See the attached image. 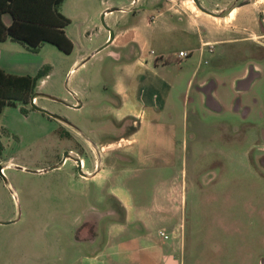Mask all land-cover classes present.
<instances>
[{
	"label": "rangeland",
	"instance_id": "obj_1",
	"mask_svg": "<svg viewBox=\"0 0 264 264\" xmlns=\"http://www.w3.org/2000/svg\"><path fill=\"white\" fill-rule=\"evenodd\" d=\"M150 2L63 0L60 12L70 21L64 27L73 44L70 53L46 42L35 51L20 50L16 44L9 49L22 63L11 66V74L34 77L48 67L47 77L36 81V104L75 129L34 109L31 98L27 104L7 105L0 113V220L12 221L0 223V264H59L62 250L77 235L78 220L95 201L94 183L80 178L75 159L83 157L89 168L93 149L88 141L106 144L137 131L133 147L139 156L129 163L116 161L106 186L128 187L148 205L159 195L162 180L182 177L193 203L188 216L192 212L193 225L210 238L205 263L220 259L225 264H264V12L257 16L254 40L218 44L201 55L193 50L200 42L197 33L183 22L176 30L151 34L149 56L162 54L172 62L179 50L191 52L184 61H189L190 71L198 66V75L188 86L191 75L183 76L164 111L150 108L151 100L141 105L144 119L118 120L108 105H120L114 84L121 75L108 54L113 47L98 49L110 40L109 32L105 41L107 30L140 24L141 9L155 8ZM188 4L199 10L193 0ZM245 68L247 88L242 87L245 81L233 83ZM202 71L220 83V111L207 109L195 90ZM74 90L81 93L80 101ZM75 102L83 106L72 107ZM122 145L103 151H125ZM72 150L77 154L69 155ZM65 152L70 160L60 163ZM127 166L135 173L120 178L118 171ZM220 236L224 243L217 254L211 241Z\"/></svg>",
	"mask_w": 264,
	"mask_h": 264
},
{
	"label": "crops",
	"instance_id": "obj_2",
	"mask_svg": "<svg viewBox=\"0 0 264 264\" xmlns=\"http://www.w3.org/2000/svg\"><path fill=\"white\" fill-rule=\"evenodd\" d=\"M188 1L191 0H151L150 3L155 8L141 9L138 13L140 24L135 23L115 30L114 37L104 44L113 47L108 54L114 71L121 75L114 84V95L120 98V105H108V109L118 120L134 119L135 122L137 118L139 121L144 119L145 111L141 105L151 100L153 103H149L150 108L164 111L171 92L183 76L191 75L187 81L188 86L191 78L198 75V66L190 71L187 68L189 61H184L191 52H187L186 56H180L178 52L172 62L162 54L158 57L149 56L146 49L151 34L152 37L158 33L160 35L162 30H176L183 22L184 27L197 33L200 42L193 50L201 55L206 48L212 52L218 44L253 39L258 26L257 16L264 12V0H225L211 6H207L205 0H198L211 13L191 8ZM227 7V14H224ZM230 11L233 15L228 17ZM2 20L5 25L11 23L7 13L3 14ZM108 37L109 30L106 31L105 41ZM12 44L21 46L20 50H28L9 38L0 41V68L5 72L13 65L22 64L15 61L8 52L16 46ZM245 75H249L246 68L233 79V83L236 85V80L245 81L242 87L247 88L248 76ZM210 80L208 73L202 71L195 90L202 96L207 109L220 111L223 108L218 92L220 83ZM43 81L44 79L41 80ZM74 94L80 101L81 93L74 90ZM36 103L38 104L37 96ZM76 103L72 107L83 106V103L78 104L79 106ZM64 124L72 126L67 122ZM135 133L106 144L95 145L88 141L93 149V162L88 168L86 161L80 156L79 159L83 161V174L79 173V176L94 183L91 196L95 201L89 205L83 219L78 220L77 235L62 250L58 258L59 264H225L220 259L214 263H205L202 259L210 238L203 236L201 229L193 225L192 212L188 216V208L192 209L193 203L188 201L186 179L181 177L180 180H162L159 195L148 205L141 202L128 187L106 186L114 175L116 161L129 163L139 156L133 147L137 142ZM114 144H125V151H103L107 147L113 148ZM72 154L77 152L72 150L69 155ZM69 158L66 159L70 160ZM135 171L127 166L118 173L123 178ZM211 243L218 254L224 243L223 236ZM249 254L255 256L250 252Z\"/></svg>",
	"mask_w": 264,
	"mask_h": 264
},
{
	"label": "trees",
	"instance_id": "obj_3",
	"mask_svg": "<svg viewBox=\"0 0 264 264\" xmlns=\"http://www.w3.org/2000/svg\"><path fill=\"white\" fill-rule=\"evenodd\" d=\"M62 1L0 0V41L9 38L31 51L46 42L64 53H70L73 44L64 32V27L70 21L60 12ZM6 13L11 18L9 25L2 20ZM47 69H39L32 77L7 73L0 68V113L7 105L29 103L35 95L37 79L46 76Z\"/></svg>",
	"mask_w": 264,
	"mask_h": 264
},
{
	"label": "water",
	"instance_id": "obj_4",
	"mask_svg": "<svg viewBox=\"0 0 264 264\" xmlns=\"http://www.w3.org/2000/svg\"><path fill=\"white\" fill-rule=\"evenodd\" d=\"M194 1V3H195V5L200 9V10H202V11H204V12H207V13H211L210 11H208L207 9H205L201 4H200V2L198 1V0H193ZM116 8H111V9H109L108 11H113V10H115ZM109 29V28H108ZM109 32H110V39H112L113 37H114V32L112 31V30H110L109 29ZM106 45V44H105ZM105 45H103V46H101L98 50H100V49H102ZM97 50V51H98ZM39 94H41V95H44V96H47V97H49V98H51V99H54V100H57V101H62L61 99H59V98H57V97H55V96H52V95H48V94H44V93H39ZM37 96V94L35 93V95L34 96H32L31 98H33V97H36ZM63 102V101H62ZM31 105H32V107L34 108V109H36V110H39V111H41V112H44V113H46L47 115H49V116H51V117H53V118H56V119H59V120H63V121H65V122H67V123H69L68 121H66V119H64L63 117H61L60 115H58V114H56V113H53V112H51V111H49V110H47V109H45L44 107H41V106H39V105H37V104H35V103H33V102H31ZM71 106H74V105H71ZM79 106V105H78ZM77 106V107H78ZM69 155H68V152H65L64 153V156H63V158H62V160H61V162L60 163H62L67 157H68ZM76 160V162H77V167H78V169H79V171H80V173H82V171H81V160L79 159V158H76L75 159ZM58 165H54V166H51V167H49V168H47V169H44V170H42V171H47V170H50V169H53V168H55V167H57ZM3 168V166L2 165H0V170ZM83 174V173H82ZM9 222H12V221H1L0 220V223H9Z\"/></svg>",
	"mask_w": 264,
	"mask_h": 264
},
{
	"label": "built area",
	"instance_id": "obj_5",
	"mask_svg": "<svg viewBox=\"0 0 264 264\" xmlns=\"http://www.w3.org/2000/svg\"><path fill=\"white\" fill-rule=\"evenodd\" d=\"M179 55L180 56H186L187 55V52H185V51H179ZM31 102L35 103L36 102V97L31 98ZM80 165H81V168H82L83 167V161L82 160H81V164ZM3 172L4 171H3V168H2L1 173H3ZM165 237H166V235H165Z\"/></svg>",
	"mask_w": 264,
	"mask_h": 264
},
{
	"label": "flooded vegetation",
	"instance_id": "obj_6",
	"mask_svg": "<svg viewBox=\"0 0 264 264\" xmlns=\"http://www.w3.org/2000/svg\"><path fill=\"white\" fill-rule=\"evenodd\" d=\"M62 122L66 123L65 121L61 120Z\"/></svg>",
	"mask_w": 264,
	"mask_h": 264
},
{
	"label": "bare ground",
	"instance_id": "obj_7",
	"mask_svg": "<svg viewBox=\"0 0 264 264\" xmlns=\"http://www.w3.org/2000/svg\"><path fill=\"white\" fill-rule=\"evenodd\" d=\"M233 12L231 11V14H232Z\"/></svg>",
	"mask_w": 264,
	"mask_h": 264
}]
</instances>
